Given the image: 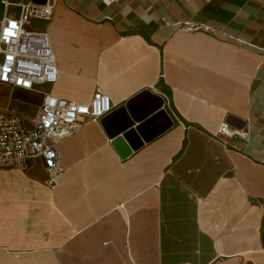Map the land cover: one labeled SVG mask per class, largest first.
<instances>
[{
	"label": "crops",
	"instance_id": "crops-1",
	"mask_svg": "<svg viewBox=\"0 0 264 264\" xmlns=\"http://www.w3.org/2000/svg\"><path fill=\"white\" fill-rule=\"evenodd\" d=\"M31 29L48 33L57 79L0 82V113L30 127L43 92L102 91L113 109L57 142L55 185L41 157L0 168V264H264V0H55ZM146 92L161 106L131 126L138 146L117 147L130 128L112 135L106 118H131V100L142 115ZM159 111L170 124L142 138Z\"/></svg>",
	"mask_w": 264,
	"mask_h": 264
},
{
	"label": "built area",
	"instance_id": "built-area-1",
	"mask_svg": "<svg viewBox=\"0 0 264 264\" xmlns=\"http://www.w3.org/2000/svg\"><path fill=\"white\" fill-rule=\"evenodd\" d=\"M104 2L119 0H103ZM55 0L14 3L1 0L0 18V82L15 88L36 90L56 81L58 69L50 37L44 30L31 29L35 20L47 21ZM10 7H17L18 13ZM186 29L201 26L185 23ZM113 104L109 95L96 91L89 103H80L43 92L39 113L26 127L20 113H0V168H26L35 157H41L53 186L62 171L57 142L73 133L88 120L97 121L110 113ZM219 135L241 133L222 123Z\"/></svg>",
	"mask_w": 264,
	"mask_h": 264
},
{
	"label": "water",
	"instance_id": "water-1",
	"mask_svg": "<svg viewBox=\"0 0 264 264\" xmlns=\"http://www.w3.org/2000/svg\"><path fill=\"white\" fill-rule=\"evenodd\" d=\"M144 95H148L151 98H154L155 100H153L154 104L148 107L145 113H143L142 115H139L138 112L134 110L133 105L135 104L134 102L135 100L133 101L131 100L127 103V108L130 111L131 118L126 116L124 109H118L117 111H115L109 117L106 118L105 124L108 128H110L108 126L110 122L114 121V119L117 118L120 119V123L119 124L117 123L118 125L113 128L114 130L112 128L111 130H109L110 134L112 135H116L122 132L123 130L130 128L128 129V131L124 133L123 136L115 137L114 144L117 147L122 146L125 140L132 147L138 146L141 143V138L138 136L135 129H131V126L133 125L134 121L143 119L144 117H146L147 115H149L150 113H152L154 110H156L161 106L162 101L157 96H152L151 94H149V92H146ZM139 97L142 96L140 95ZM169 124H170L169 118L164 113V111H159L155 115H153L150 119L140 124L137 127V131L140 133L142 138L146 139L153 136L162 129L166 128Z\"/></svg>",
	"mask_w": 264,
	"mask_h": 264
},
{
	"label": "rangeland",
	"instance_id": "rangeland-1",
	"mask_svg": "<svg viewBox=\"0 0 264 264\" xmlns=\"http://www.w3.org/2000/svg\"><path fill=\"white\" fill-rule=\"evenodd\" d=\"M11 9H15V7H10ZM1 13H2V5H1V3H0V15H1Z\"/></svg>",
	"mask_w": 264,
	"mask_h": 264
}]
</instances>
